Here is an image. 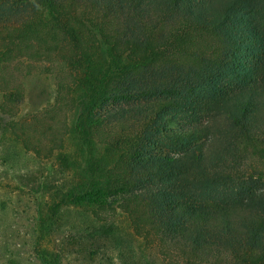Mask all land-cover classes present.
I'll list each match as a JSON object with an SVG mask.
<instances>
[{
    "label": "trees",
    "instance_id": "1",
    "mask_svg": "<svg viewBox=\"0 0 264 264\" xmlns=\"http://www.w3.org/2000/svg\"><path fill=\"white\" fill-rule=\"evenodd\" d=\"M12 63L56 94L14 138L101 148L62 199L116 205L164 264H264V0H0L3 115L22 102Z\"/></svg>",
    "mask_w": 264,
    "mask_h": 264
},
{
    "label": "rangeland",
    "instance_id": "2",
    "mask_svg": "<svg viewBox=\"0 0 264 264\" xmlns=\"http://www.w3.org/2000/svg\"><path fill=\"white\" fill-rule=\"evenodd\" d=\"M7 70L23 96L13 115L0 112V264H164L156 245L143 240L116 205H72L61 198L86 191L101 148L74 133L52 155L44 147L39 155L26 149L7 125L53 104L55 81L15 63ZM72 116L66 113L70 125Z\"/></svg>",
    "mask_w": 264,
    "mask_h": 264
}]
</instances>
